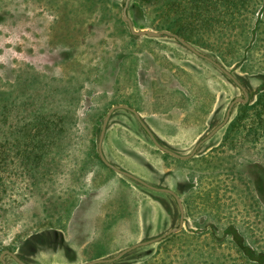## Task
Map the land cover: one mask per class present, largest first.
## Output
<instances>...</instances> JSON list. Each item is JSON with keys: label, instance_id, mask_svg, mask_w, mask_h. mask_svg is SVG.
Instances as JSON below:
<instances>
[{"label": "rangeland", "instance_id": "1", "mask_svg": "<svg viewBox=\"0 0 264 264\" xmlns=\"http://www.w3.org/2000/svg\"><path fill=\"white\" fill-rule=\"evenodd\" d=\"M21 1L27 6L39 7L41 4L48 6L45 0ZM69 1L78 4L80 0ZM3 2L4 0H0V8ZM260 6L259 4L246 14L247 26H253L256 19L260 18ZM47 9L52 14L56 12L55 9ZM21 10L22 8L19 11ZM36 11L39 15L34 18L29 17L27 22L21 18L12 20L11 23L9 20L0 24V142L9 140L12 146L11 153L19 149L27 152L33 150L34 153L35 148L28 145L30 138L25 135L30 126L26 129L25 125L39 111L46 115L67 114L73 121H67L65 134L58 144L49 146L46 153L42 150L43 156L35 173L31 171L27 173L24 171L19 175L14 173L21 163V165L26 161L32 163L33 158L26 160L13 157V161L9 163V170L11 169L10 175L8 174L9 187L0 200V249L17 242L19 236L25 235L28 228L44 216L45 210L62 209V204H65L66 199L70 200V197L77 195L82 197L87 192L94 193L97 190L101 193L110 192L113 203L122 206L118 194L128 187L117 175L105 172L95 160L92 149L95 136L92 135L89 116L85 114V98L98 110L104 100L112 96L101 89L104 81L100 74L106 63L105 59L109 58L116 49L115 41L108 35L109 32H114L113 25L105 26L99 23L98 11L88 16L83 14L81 17L85 18L87 24L95 25L84 24L86 28L82 35L76 33L77 56L74 68H68L64 64L54 67V58L50 56L48 50L53 48V44L51 45L53 30H59V26L51 28L49 24L51 16L45 8H36ZM120 11L119 7H113L109 13L118 17ZM73 25L75 24L72 23ZM77 27L70 30L72 27L69 26L64 33L71 36ZM234 34L231 39L238 40L234 46L237 51L243 38L237 34V30H234ZM254 41L247 63H240L232 56V52L225 49L221 58L225 64L232 61L230 66L226 67L227 70L248 83L253 100L260 90L262 83L260 76L264 74L263 19ZM223 47H226V43H223ZM153 48H155L153 55L157 64V76L163 77L164 81L168 82L170 72L174 73L179 68H173L171 63L178 66L191 64L200 70L195 80L201 81L200 89L203 95L199 96V99L207 104L204 108L208 114L203 113L202 118L195 121L183 119L186 109L184 110L181 104L176 102V98H180L179 94L172 96L175 100L169 98V102L174 100L178 107L170 110L167 116L159 114L158 110L155 111L156 115L166 116V120L174 126V134H162L166 133L165 130L157 125L160 130L156 128V131L161 132L159 137L169 146L176 147V149L172 148L173 151L182 154V151H189L195 141L208 131L213 112H216L215 123L222 120L229 102L235 96H242V91L220 70L211 66L206 60L198 61L172 37H156ZM52 54L56 56V52ZM187 78L191 79L190 75H187ZM41 80L43 83L40 84ZM180 80L182 83L179 82L178 87L186 92L191 84L185 81L183 76H180ZM68 84L75 89V94L67 92V88L63 87L62 90L59 88L58 92L60 85ZM71 87H68V91ZM93 89L98 91L94 96L91 95ZM74 96L75 99L71 100ZM155 100L161 102L162 99L156 96ZM149 101L151 98L146 102ZM148 109L145 113L150 111ZM124 130L121 129L119 138L127 143L128 147L135 149L137 154L130 160L149 164L150 169L158 168L164 173L167 169L163 165L162 158L148 141L141 136H129L126 129ZM108 142L110 144V139ZM221 143L222 133L219 132L203 145L197 160L189 162L183 168L186 173L189 170V174H195L193 181L197 184L190 190L194 193V200L190 199L189 217L185 231L180 233L181 238L173 237L170 242H163L162 245L134 250L114 264H212V260L215 263L224 260L226 264H232V258L242 262L244 259L230 242L214 243L207 234H204L202 239L193 237L192 231L197 229L195 220L209 214H215L220 218L219 233L226 224L232 222L243 232L246 242L255 254L264 252V200H261L260 192L257 191L259 186L264 199V176L261 179L260 172L252 166L258 163L264 167V139L255 146L244 144L236 149H229ZM26 165L24 164V168ZM125 169L145 178L142 169L130 167ZM144 169L147 171L146 168ZM200 172L203 173V177L197 180L199 176L197 174ZM248 177L251 178V182ZM129 188L130 192H138L134 187ZM201 215L203 217H200ZM206 220L208 222L209 218ZM103 224L104 222L101 221L94 222V227L83 244L79 242L84 232L76 233L71 240V243L73 242L71 249H60L58 253L44 255V258L37 262L28 260L27 262L83 264L90 260L113 256L138 241L131 236L132 232L127 231L126 221L125 223L120 221L117 229L115 223L110 227ZM213 245L218 247L207 250ZM200 248L203 249L202 254L198 252ZM262 261L264 264V255Z\"/></svg>", "mask_w": 264, "mask_h": 264}, {"label": "flooded vegetation", "instance_id": "2", "mask_svg": "<svg viewBox=\"0 0 264 264\" xmlns=\"http://www.w3.org/2000/svg\"><path fill=\"white\" fill-rule=\"evenodd\" d=\"M45 1L48 2L46 3L48 6H43V4H41L39 7H35L33 5L27 6V4H24L21 0H4L2 7L0 8V24L9 20L11 23L12 20H18L21 18L27 22L29 17L34 18L36 15H39L36 11V8H45L48 15L51 16V19H49L51 28L54 29L56 26H59V30H53V37L51 41L53 48L52 50H48V52H50V56L54 58L53 65L55 67L58 64H64V66H67L68 68H74L75 57L77 56L76 33L82 35L86 28V26H84V24H87L85 22V18L81 16H83V14L87 16L91 14L89 11L91 7V1L80 0L78 4H75L69 0H62L60 2L56 0ZM125 2L126 0H114L113 3L121 10L120 16L116 18L122 21L123 25L128 31V34L120 32L122 26L119 28L115 26V19L104 20L102 22L98 21L101 24H105V26L113 25L112 28H114V32H109L108 35L115 41L114 46H116V49H114L115 51L111 56H109V58L105 59L106 63L103 66L100 74L102 81H104V86L101 89H103L105 93H109L112 96L109 99L106 98L102 107L98 110H96L95 105H93L92 102L86 98L84 99L86 108L85 114L89 116V120L91 121L92 135L95 136V140L92 141V149L94 150L95 160L103 167L105 172L107 171L111 174L117 175L123 184L128 186L127 189H124L121 194H118L121 200L119 203L122 202V206H118V204L115 205L113 203L112 193L110 192H102V194L101 191L97 190V192L94 193L87 192L82 197L79 195L73 196L72 198L70 197L69 199L76 198L78 201L75 208L68 210L64 207L66 204H62V209H54L52 211L45 210L44 216H42L41 219H37L36 224L32 225L31 228L29 227V230L25 235L19 236L17 238V242L11 243V245L0 249V264H34V262L44 258V255L58 253L60 249L69 250L72 248L73 242L71 243V240L76 233L84 232L79 242L80 244H83L87 240L88 235L91 233L94 227V222H104L103 225L106 224L108 227L115 223L117 229V224L120 221L123 223L126 221L128 223L127 231L132 232L131 236H134L138 241L129 247L120 250L113 256L90 260L83 264L118 263L126 255L132 253L134 250L149 248L152 245H162L161 243L163 242H170L169 239L173 234L185 231V224L187 223L186 221L189 217L188 205H190V203L186 202L184 196L186 192H188V188L191 189L197 183L194 184V181H192L190 184L187 183L189 170L186 173L183 168L187 166L189 162L197 160L200 155L201 148L207 141L215 137L219 132L222 133V128L228 123L231 113L228 121L209 138L202 141L196 148L194 154L189 158H180L169 154L168 152L159 148L153 142L150 133L161 146L171 151H173L172 148L176 149V147L169 146L167 143H165L159 137L161 132L158 133V131H156V128L160 130V128L156 127L159 125L166 132L162 134H174V126L166 120V114H169L170 110L178 107L176 102H179L184 110L186 109L183 119L194 121L201 119L203 113L208 114V112H205L204 108V106L207 104L199 99V96L203 95V91L200 89L202 87L200 85L201 81L197 82L195 80V77L198 76V73L200 74V70L197 68V66H193L191 64H187L188 66H183L182 64L178 66L171 63L173 68H179L174 73L170 72L167 78L168 82L164 81L163 77L157 76V64L153 55L155 50L153 46L156 44V37L147 36L146 34L134 35L130 32L128 24L122 18V9L125 5ZM129 2L130 0L126 6V14L129 17L133 27L136 30L152 29L136 28L134 26L133 21L128 14ZM21 8L22 10L19 11ZM47 8L55 9L56 12L52 14ZM72 23L75 25L72 26ZM88 24L95 25L93 23ZM69 26L72 27L70 30L78 26L73 31L74 33L71 36H67V34L64 33L68 30ZM57 33H59V35H57ZM62 34H65V36L61 37ZM131 38H134V40H131ZM174 40L178 44L184 46L176 38H174ZM193 47L197 49L195 46ZM185 48L198 61L203 62V60H206L211 66L215 67L217 70H220L211 61L199 56L187 47ZM197 50L205 54L203 51L199 49ZM53 52H56V56L52 54ZM207 56L210 59L219 62L214 57L209 55ZM189 74H195V76L193 77V75H190L191 79H189L187 78V75ZM180 76H183L185 81L191 84L186 92L178 87L179 82H181ZM234 76L247 91L249 100L250 89L248 83L243 79L239 80V76ZM39 83L41 84L43 81L41 80ZM61 87L67 88V92H73V94H75V89H72L69 84L67 86L60 85L58 87V92L59 88L62 90ZM68 87H71L69 91ZM97 92V90L93 89L91 95L94 96L97 94ZM174 94L180 95V98H176V102L174 101L175 98L172 97ZM156 96H160L162 99L161 102H156ZM241 97H243V92ZM145 98H147L146 101L151 98V101L147 103ZM169 98L174 99V102H169ZM73 99H75V96L71 98V100ZM166 99L168 100L166 101ZM111 108H113V110L111 113H109ZM130 108L134 109L135 112ZM147 108H149L148 110L150 111L145 113ZM156 110L160 111L159 114L166 116H160L159 114L156 115ZM108 113L109 116L106 120L101 142V151L104 158L108 162L107 164L101 159L99 155L98 141L104 120ZM215 115L216 112H213L208 126V131L202 134L195 141L189 151H182V154L175 151L173 152L179 155H187L191 153L198 142L201 141L207 134H209L220 122H222L225 113L222 120L217 123H215L217 120ZM162 120L165 122H162ZM123 128L126 129L128 134H130L129 136L144 137V139L148 141V143L160 154L163 165L167 169L164 173H161L158 168L150 169L151 165L149 166V164L137 163L130 160V158H133L132 156H137V154L135 149L128 147V144L119 138L121 136V129L125 131ZM109 139L110 144L108 142ZM113 167L128 172L139 178V180L122 174L116 171ZM129 167L134 169H142L145 172V178L135 175L134 173L125 169ZM143 167L146 168L147 171ZM172 167H174V169ZM260 170L261 169L258 171L260 172ZM129 187H134V189H136L138 192H130ZM167 190H171L174 194ZM175 195L180 200L182 213ZM88 211L90 212L88 213ZM181 216H183L182 221H180ZM180 222H182V226L179 230L170 232L160 239L155 240V238H158L171 229L178 227ZM128 248H130L128 251L115 258L119 253ZM27 260L29 262H34L29 263Z\"/></svg>", "mask_w": 264, "mask_h": 264}, {"label": "trees", "instance_id": "3", "mask_svg": "<svg viewBox=\"0 0 264 264\" xmlns=\"http://www.w3.org/2000/svg\"><path fill=\"white\" fill-rule=\"evenodd\" d=\"M90 1L91 7L89 11L91 13L98 11V21L115 19V26L118 28L122 26L120 32L128 34L122 21L109 13L110 9L117 7L113 3L114 0ZM259 4L261 5L259 9L260 18L256 19L253 26H247L245 24L246 14ZM128 14L136 28L167 29L175 32L197 49L214 57L225 67H229L232 61L225 64L221 59L224 49L232 52V56L237 58L240 63L248 62L256 34L260 30V22H262V19L264 20V0H130ZM234 30H237V34L243 38V42L237 51L234 46H236L238 40L231 39L235 35ZM131 40H134V38H131ZM223 43H226V47H223ZM260 78L262 83L255 99L251 98V92H249V100L246 103L235 104L228 123L222 128V145L229 149H236L244 144L255 146L264 139L263 73ZM67 121H73L67 114L46 115L39 111L32 120L27 122L25 127L27 129L30 126V129L26 130L25 135L30 138V144L28 145H32L35 148L34 153L33 150L27 152L21 149L11 153L12 146L10 141L4 140L0 142V200L9 187L8 174L10 175L11 173L9 163L13 161V157H21L26 160L33 158L32 163L26 161L23 165H21L22 163L20 164L21 167H15L14 173L17 175L22 174L24 171L25 173L28 171L35 173L39 166V160L43 156L42 150L46 153L49 150V146L58 144L63 134H65ZM24 164L26 168H24ZM252 166L257 170L261 169L262 179L264 167L258 163H254ZM194 175H188V184L192 183ZM197 175H199L197 180L203 177L201 172ZM247 179L251 182L250 177ZM257 187L261 200H264L261 188ZM190 190L188 188V192L184 196L187 203L190 202V199L194 200V193ZM77 202L76 198L66 200L64 207L70 210L75 208ZM202 215L200 217H203ZM207 218H209L208 222H206ZM195 223L197 229L192 231L194 238L198 239L207 234V237L214 243L218 244L228 241L237 249V252L244 260L237 262L236 258H232V264H263L264 252L255 254L251 246L246 242L243 232L234 223L226 224L221 233H219L220 218L215 214L204 215L203 218L195 220ZM180 233H183V231ZM180 233L173 234L169 240L173 237L181 238L182 234ZM215 247L218 246H209L207 250ZM198 252L202 254L203 249L200 248ZM212 264H226V261L219 260L215 263L212 260Z\"/></svg>", "mask_w": 264, "mask_h": 264}, {"label": "water", "instance_id": "4", "mask_svg": "<svg viewBox=\"0 0 264 264\" xmlns=\"http://www.w3.org/2000/svg\"><path fill=\"white\" fill-rule=\"evenodd\" d=\"M128 1H129V0H126L125 5H124V7H123V9H122V18H123V20L128 24L129 30H130V32H131L132 34H134V35H143V34H146L147 36H153V37H160V36H162V35H168V36H172V37L176 38V39H177L180 43H182L185 47H187L188 49H190V50L193 51L194 53L198 54L199 56H202L203 58H205V59L211 61L213 64H215V65L221 70V72H223V74H225V75H226L228 78H230V79H231V80H232L237 86H239L240 89H241L242 92H243V97H241V96H237V97L233 98V99L230 101V103H229V105H228V107H227V109H226L225 116H224V119L222 120V122H220V123H219V124H218V125H217V126H216V127L210 132V133H209V134H207V135H206L201 141H199L198 144L195 146V148L192 150V152L189 153V154H187V155H179V154H176V153H174L173 151H171V150H169V149H167V148L161 146V145L156 141V139L154 138V136L150 133V136H151V139L153 140V142H154L159 148H161L162 150H164V151H166V152H168L169 154H172V155H174V156L180 157V158H189V157H191V156L194 154L196 148L198 147V145H199L202 141H204L205 139L209 138L213 133H215L219 128H221V127H222V126L228 121L229 116H230V113H231V110H232L233 106H234L236 103H238V102H243V103H244V102H246V101L248 100V93H247V91L245 90V88L239 83L238 79H237V78H236V77H235V76H234L229 70H227V69H226L223 65H221L219 62L210 59L206 54H203V53L199 52V51H198L197 49H195L191 44H189V43H188L187 41H185L182 37H180L177 33L172 32V31L167 30V29H161V30H153V29H138V30H136V29L133 27V25H132V23H131L129 17H128L127 14H126V6H127ZM130 109H131L132 111H134V109H132V108H130ZM112 110H113V108H111V109L109 110V113H111ZM134 112H135V111H134ZM109 113L107 114V116H106V118H105V120H104V123H103V126H102V130H101V134H100V136H99V141H98L99 155H100L101 159H102L105 163H107V164H108V162H107L106 159L104 158V156H103V154H102V151H101V142H102V138H103V134H104V128H105L106 120H107V118H108V116H109ZM113 168H114V167H113ZM114 169H115L116 171L122 173V174H125V175H127V176H129V177H132V178H134V179L139 180V178L133 176L132 174H130V173H128V172H125V171L119 170V169H117V168H114ZM140 181H141V180H140ZM167 191L173 193L171 190H167ZM173 194H174V193H173ZM175 197H176V199H177V201H178V204H179V206H180V210H181V213H182V206H181L180 200H179V198H178L176 195H175ZM182 218H183V216H181L180 221H182ZM181 226H182V222H180V224H179L178 227L171 229L170 231L166 232L165 234H163L162 236H160V237H158V238H155V240L160 239L161 237H163V236L166 235V234H169L170 232H173V231H177V230H179V229L181 228ZM151 241H152V240H151ZM137 245H139V244H137ZM129 249H130V248L123 250V251H122L121 253H119L115 258L119 257V255H121L122 253L128 251Z\"/></svg>", "mask_w": 264, "mask_h": 264}, {"label": "crops", "instance_id": "5", "mask_svg": "<svg viewBox=\"0 0 264 264\" xmlns=\"http://www.w3.org/2000/svg\"><path fill=\"white\" fill-rule=\"evenodd\" d=\"M189 75H193V77L195 76V74H189ZM205 112H207L206 110H205ZM77 200V199H76Z\"/></svg>", "mask_w": 264, "mask_h": 264}]
</instances>
